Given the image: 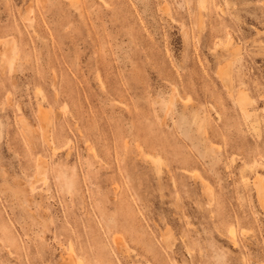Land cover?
<instances>
[{"label": "rangeland", "instance_id": "374dc122", "mask_svg": "<svg viewBox=\"0 0 264 264\" xmlns=\"http://www.w3.org/2000/svg\"><path fill=\"white\" fill-rule=\"evenodd\" d=\"M262 186L264 0H0V264H264Z\"/></svg>", "mask_w": 264, "mask_h": 264}, {"label": "bare ground", "instance_id": "6f19581e", "mask_svg": "<svg viewBox=\"0 0 264 264\" xmlns=\"http://www.w3.org/2000/svg\"><path fill=\"white\" fill-rule=\"evenodd\" d=\"M234 51H235V49H231V53H233V54H234ZM11 60H12V59H11ZM229 62H230V61H228L227 63L229 64ZM218 69H219V67H218ZM222 70H223V68L221 69V71H222ZM225 70H226V69H225ZM225 70H223V71H225ZM223 71H222V72H223ZM229 82H230V81H229ZM225 85H227V86H228V85H229V83H228V82H226V83H225ZM231 87H232V84H231ZM245 103H246V102H245ZM46 118H47V117H46ZM48 118H49V117H48ZM254 187H255V186H254ZM261 189H262V190H264V189H263V186H262V188H260V191L262 192V190H261ZM255 190H256V189H255ZM257 194H258V196H259V195H261V196H263V197H264V191H263V193H260V192H258V191H257ZM261 202H262V200H261ZM263 206H264V204H263ZM231 234H232V233H231ZM233 234H234V233H233Z\"/></svg>", "mask_w": 264, "mask_h": 264}]
</instances>
